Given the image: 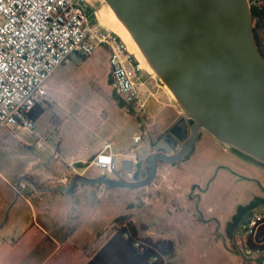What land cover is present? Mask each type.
Listing matches in <instances>:
<instances>
[{
	"label": "crops",
	"instance_id": "obj_1",
	"mask_svg": "<svg viewBox=\"0 0 264 264\" xmlns=\"http://www.w3.org/2000/svg\"><path fill=\"white\" fill-rule=\"evenodd\" d=\"M167 98L172 113L165 119L170 125L156 133L161 135L157 141L153 140L154 134L149 131L144 138L141 137L144 139L141 145L135 141V137L139 136L135 134L136 145L120 143L114 146L112 142L105 141L92 153L85 151L69 156L60 153L59 160L50 157L28 158L27 153L31 148L24 145L25 154L22 153L24 159L19 170L11 176L0 170V264H149L126 238L115 236L117 230L127 224L135 228L141 239L172 241L175 251L168 259L169 264H187L191 247L215 240L219 242L220 238L223 240L222 232L230 237L232 250L235 251L233 237L237 225L232 236L228 233L227 225L237 210L227 213L223 207L211 204L205 211L195 201L196 196L202 200L205 194L196 190L193 193L195 196L190 199L189 192L179 189L181 165L188 157L190 159L206 151L212 154L216 148L222 154L241 159L202 130L195 139V142L199 140L202 143L199 150L192 153L194 142L185 157L173 163L159 162L157 177L145 189H123L83 181L75 182L68 190H35L26 181L20 182L19 190L15 188L17 179L27 173L31 175L27 177L38 186L66 184L76 173L89 177L105 174L96 166L97 171L91 170L94 165L90 164V160L107 143L115 161L123 156L132 161L131 168L126 170L132 177L125 179H140L145 167L142 153L152 148L147 144L155 146L183 115L172 95L169 94ZM40 107L42 105L38 104L34 110ZM42 113L34 119L36 131L40 136H49L60 152L59 130L56 131L58 138L54 140L52 131L38 125ZM0 135L6 137L2 130ZM205 135L211 141L203 143ZM246 162L247 166L255 167L254 163ZM259 167L255 168L261 170L264 176V168ZM23 184L25 186L21 188ZM16 192L18 196L15 198ZM121 197H124V201L120 204L117 199ZM260 199L258 204L264 203V198Z\"/></svg>",
	"mask_w": 264,
	"mask_h": 264
},
{
	"label": "water",
	"instance_id": "obj_2",
	"mask_svg": "<svg viewBox=\"0 0 264 264\" xmlns=\"http://www.w3.org/2000/svg\"><path fill=\"white\" fill-rule=\"evenodd\" d=\"M103 1L128 30L183 115L154 146V153L143 151L144 157L148 155L146 175L138 180L121 177L131 168L132 161L127 160L112 171L114 178L76 173L66 184L38 186L22 176L16 190L21 181L40 191L68 190L77 181L144 187L156 175L159 161L173 163L189 153L200 130L264 165V55L256 43L248 1ZM182 120H190L189 132L171 152L166 144L179 142Z\"/></svg>",
	"mask_w": 264,
	"mask_h": 264
},
{
	"label": "rangeland",
	"instance_id": "obj_3",
	"mask_svg": "<svg viewBox=\"0 0 264 264\" xmlns=\"http://www.w3.org/2000/svg\"><path fill=\"white\" fill-rule=\"evenodd\" d=\"M89 1L96 11L100 25L115 31L110 15L107 14L110 11L108 5L103 0ZM259 39L264 53V25L259 30ZM133 57L142 68L140 75L143 85L140 87L139 103L126 104L119 99L112 85L106 61L107 54L103 49L96 50L88 57L71 56L48 78L45 84L47 91L45 102L41 104L43 113L38 125L52 131L54 140L58 138L56 131L59 130L62 156L85 151L92 153L105 141L112 142L114 146L120 143L133 146L136 145L135 134L139 135L140 140L137 144L141 145L144 142L141 137L144 138L149 131L153 132V140L157 141L161 135L156 133L168 128L170 123L165 118L172 113L167 104L170 93L155 73L143 65L141 59L134 54ZM1 130L6 137L0 135V170L7 176L19 170L24 159V145L31 148L27 153L28 158L50 157L47 151L35 147V137L26 130L10 128ZM205 137L203 143L211 141L209 136ZM201 144V141L197 140L192 153H196ZM233 153L241 159L230 154H222L216 148L212 154L206 151L190 159L188 157L181 165L179 189L189 192L190 199L195 196L193 193L196 190L205 194L202 200H199L198 196L195 197L196 203L205 211L209 205L217 204L227 210V213L230 210L236 212L253 200L264 198L263 172L255 168L259 166H247L246 160L253 163L251 159ZM125 161H127L125 156L117 158L115 170L120 169ZM91 170L98 169L92 166ZM106 175L114 178L112 172ZM25 176L31 177L28 173ZM121 177L131 179L132 174L124 170ZM118 200L121 204L124 197ZM262 208L264 204L257 206L256 209ZM240 231L238 227L237 233ZM220 234H224L225 244L220 238L219 242L215 240L213 243H201L195 248L191 247L187 264H262L259 260H250L251 257L244 258L237 250L233 251L230 237L225 232Z\"/></svg>",
	"mask_w": 264,
	"mask_h": 264
},
{
	"label": "built area",
	"instance_id": "obj_4",
	"mask_svg": "<svg viewBox=\"0 0 264 264\" xmlns=\"http://www.w3.org/2000/svg\"><path fill=\"white\" fill-rule=\"evenodd\" d=\"M247 1L250 7L264 3ZM99 48L107 53L119 99L126 104L141 102L140 63L135 62L118 33L100 25L89 0H0V130L24 129L35 137L36 148L47 151L52 160L61 159L50 137L37 133L31 112L45 102V82L60 65L73 55L88 57ZM90 164L105 174L116 168L109 143ZM262 204L243 214L233 243L237 240L236 250L244 258L264 264V208L256 209ZM133 245L141 247L142 243L135 241ZM151 261L169 264L165 257H153Z\"/></svg>",
	"mask_w": 264,
	"mask_h": 264
},
{
	"label": "trees",
	"instance_id": "obj_5",
	"mask_svg": "<svg viewBox=\"0 0 264 264\" xmlns=\"http://www.w3.org/2000/svg\"><path fill=\"white\" fill-rule=\"evenodd\" d=\"M251 12H252V17H253V22H254L253 32H254V35H255L256 43H257L260 51L264 55L263 50H262V48L260 46V39H259V30L264 25V6H262V7H254V6H252L251 7ZM34 108H33L32 112H31V116L33 117V119L37 118L42 112V108L41 107L37 108L36 110H34ZM189 123H190V120H189ZM238 154H240L241 156H243V157H245L247 159H251V158H249L246 155H243L241 153H238ZM251 160H253V159H251ZM253 161L257 162L255 160H253ZM260 201H261V199L257 198L255 200H253L251 203H249L247 206H245L243 208L241 207L237 211V213L233 216L232 220L227 225L228 233L230 234V236H232L231 233H232L234 227L237 225V223H238L241 215L243 214V212L247 208L255 206ZM115 236L116 237H122V238L124 237V238H126L130 242L131 246H133L135 248L136 252L140 256H142L147 262H149V264H156V262L151 261V259L153 257H163V258L165 257L167 259H170L172 257V255L174 254V251H175L174 244L170 240H150V239H147V238L141 239L140 237L137 236L136 230L131 224H127V225L119 228L117 230V232L115 233ZM135 241H140L142 243L141 247H135L133 245V243ZM237 244L238 243H237V240H236V243H233V249L234 250H236V245Z\"/></svg>",
	"mask_w": 264,
	"mask_h": 264
},
{
	"label": "bare ground",
	"instance_id": "obj_6",
	"mask_svg": "<svg viewBox=\"0 0 264 264\" xmlns=\"http://www.w3.org/2000/svg\"><path fill=\"white\" fill-rule=\"evenodd\" d=\"M109 7V6H108ZM110 11L107 13L110 15L111 21H112V26L113 29H115V32L119 34V36L123 39L125 42L127 48L134 54L138 59H141L143 65L147 68L150 69L151 71L152 68L149 66L147 61L145 60L142 52L140 51L139 47L131 37L130 33L128 30L125 28V26L119 21V19L116 17L112 9L109 7ZM110 18H108L110 20ZM103 19V18H102ZM105 19V17H104ZM106 20V19H105ZM111 24V23H110Z\"/></svg>",
	"mask_w": 264,
	"mask_h": 264
},
{
	"label": "flooded vegetation",
	"instance_id": "obj_7",
	"mask_svg": "<svg viewBox=\"0 0 264 264\" xmlns=\"http://www.w3.org/2000/svg\"><path fill=\"white\" fill-rule=\"evenodd\" d=\"M178 126H179V128H178V130H177V134H178L179 142H175V141L169 140L168 144H166V145H167V148H169V150H171V152H173L172 150H173L174 148H177V149H178V147L180 146V144H181L183 138L185 137V134H187V133L189 132V129H188V126H189V120H182V121L178 122ZM151 147H152V148H151V150L149 151L148 155H150V154H152V153H154V152L156 151V150L154 149V145H153V144L151 145ZM159 150H160V151H165V149H163V148H160ZM148 155H147V156H148ZM147 156L145 157L144 160H146ZM248 160H249V159H248ZM251 161H252L255 165H258V166L264 168V166H263L262 164H259V163H257V162H254L253 160H251ZM159 162H160V161H159ZM159 162H158V163H159ZM146 168H147V164L145 163V167H144V169L142 170V171H143L142 176H145V175H146Z\"/></svg>",
	"mask_w": 264,
	"mask_h": 264
}]
</instances>
